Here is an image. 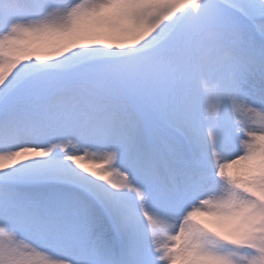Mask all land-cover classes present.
<instances>
[{"label": "snow or ice", "instance_id": "snow-or-ice-1", "mask_svg": "<svg viewBox=\"0 0 264 264\" xmlns=\"http://www.w3.org/2000/svg\"><path fill=\"white\" fill-rule=\"evenodd\" d=\"M0 264H264V0H0Z\"/></svg>", "mask_w": 264, "mask_h": 264}]
</instances>
